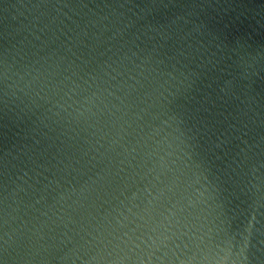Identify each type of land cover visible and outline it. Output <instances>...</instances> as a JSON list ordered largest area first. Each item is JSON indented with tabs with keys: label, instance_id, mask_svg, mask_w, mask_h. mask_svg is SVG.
Here are the masks:
<instances>
[{
	"label": "water",
	"instance_id": "obj_1",
	"mask_svg": "<svg viewBox=\"0 0 264 264\" xmlns=\"http://www.w3.org/2000/svg\"><path fill=\"white\" fill-rule=\"evenodd\" d=\"M0 264H264V0H0Z\"/></svg>",
	"mask_w": 264,
	"mask_h": 264
}]
</instances>
